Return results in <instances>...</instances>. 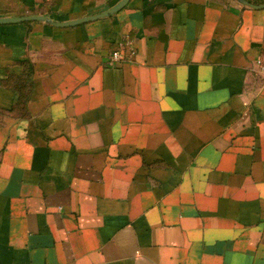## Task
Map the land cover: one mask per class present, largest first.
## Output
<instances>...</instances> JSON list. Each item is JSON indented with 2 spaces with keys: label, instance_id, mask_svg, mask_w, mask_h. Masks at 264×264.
Listing matches in <instances>:
<instances>
[{
  "label": "crops",
  "instance_id": "1",
  "mask_svg": "<svg viewBox=\"0 0 264 264\" xmlns=\"http://www.w3.org/2000/svg\"><path fill=\"white\" fill-rule=\"evenodd\" d=\"M119 1L0 0V264H264V0Z\"/></svg>",
  "mask_w": 264,
  "mask_h": 264
},
{
  "label": "built area",
  "instance_id": "2",
  "mask_svg": "<svg viewBox=\"0 0 264 264\" xmlns=\"http://www.w3.org/2000/svg\"><path fill=\"white\" fill-rule=\"evenodd\" d=\"M135 52L134 44L132 38L126 35L121 41H119L111 50L107 63L112 65L117 61L131 59ZM256 66L258 67L261 76L264 78V61L257 58Z\"/></svg>",
  "mask_w": 264,
  "mask_h": 264
},
{
  "label": "water",
  "instance_id": "3",
  "mask_svg": "<svg viewBox=\"0 0 264 264\" xmlns=\"http://www.w3.org/2000/svg\"><path fill=\"white\" fill-rule=\"evenodd\" d=\"M127 1L128 0H120L116 5L112 6L109 9H107L103 13H100V14H97V15L86 16V17H82V18L75 19V20H70V21L58 22L57 24H59V25H72V24L83 22V21H87V20H90V19H95L97 17L103 16V15H107L108 13H111V12H114V11L120 9L121 7L124 6V4ZM34 19H44L45 20L46 17H44L42 15H23V16H17V17H0V23H8V22H16V21H27V20H34Z\"/></svg>",
  "mask_w": 264,
  "mask_h": 264
}]
</instances>
